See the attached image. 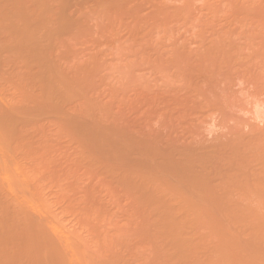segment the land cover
<instances>
[{
	"label": "rangeland",
	"instance_id": "1",
	"mask_svg": "<svg viewBox=\"0 0 264 264\" xmlns=\"http://www.w3.org/2000/svg\"><path fill=\"white\" fill-rule=\"evenodd\" d=\"M262 48L264 0H0V264H264V195L214 171L264 164Z\"/></svg>",
	"mask_w": 264,
	"mask_h": 264
},
{
	"label": "bare ground",
	"instance_id": "2",
	"mask_svg": "<svg viewBox=\"0 0 264 264\" xmlns=\"http://www.w3.org/2000/svg\"><path fill=\"white\" fill-rule=\"evenodd\" d=\"M262 49H264V48H262ZM262 49H261V50H262ZM262 52H263V51H262ZM262 52H261L260 54H262ZM259 56H260V55H259ZM246 57H247V56H245V58H246ZM248 57L251 58V56H248ZM263 57H264V56H263ZM249 58H248V59H249ZM252 58H253V57H252ZM244 60H245V59H243V61H244ZM256 60H257V58H256ZM251 61H252V60H251ZM251 61H250V62H251ZM240 63H241V62H240ZM240 63H239V64H240ZM258 63H259V62H258ZM261 63H262V62H261ZM263 63H264V62H263ZM263 63H262V64H263ZM245 64H246V63H245ZM246 66H247V65H246ZM246 66H244V67H246ZM251 66H252V64L250 65V68H252ZM255 66H256V65H254V67H255ZM260 66L264 67V66L261 65V64H260ZM254 67H253V69H254ZM257 67H259V65H257ZM234 68H235V67H234ZM253 69H252V70L249 69V64H248V68H247V67L244 68V69L242 68L241 71H240V69H239L240 72L237 71V72H238V75H237V76H238V79H239L240 76L242 77V79L240 78L242 81H244V80H243V77H244L245 79H246V78L249 79L248 82H247V81H244V82H245L244 84L249 83V82H252V83H253V87L250 85V83H249L250 86L248 85L250 88L252 87V88L254 89L255 86L258 87V88H256V89H258V90H252V89H250V91L248 90V91L251 93L252 96H249L250 94H249L247 91H246L247 94L245 93L246 96L249 94V95H248V100L251 98V99H250V100H251V104H250L251 107H253V108L255 107L254 109H253V108L250 109L251 107H250L249 105H247V103H246V106L250 107V108H249V109H250V113L252 112V110H257L256 108H257L259 105H260L261 108L264 109V96L261 98L262 93L260 94V98H259V99L257 98V97H259L258 93H260V92H264V90L262 91V89H261V88H264V81H262V78H263V80H264V77H263L264 74L261 73L262 71H261V72H257V71H259V69H257V71H255L256 68H255L254 70H253ZM224 71H225V70H224ZM225 72H226V71H225ZM216 73H217V72H216ZM227 73H228V72H227ZM227 73H226V74H227ZM258 73H259L260 75H259ZM263 73H264V70H263ZM218 74L221 75L222 73H218ZM229 74H230V73H229ZM233 74H234V71H233ZM261 74H262V76H261ZM223 75H224V74H223ZM226 76H227V75H226ZM231 76H232V75H231ZM228 77H229V76H228ZM219 78H220V77H219ZM230 78H231V77H230ZM234 78H235V77H233V79H234ZM220 79H221V78H220ZM226 79H227V78H226ZM228 79H229V78H228ZM235 79H236V78H235ZM240 79H239V80H240ZM218 80H219V79H218ZM231 80H232V79H231ZM208 81H210V80H208ZM223 81H224V80H223ZM236 82H237V81H236ZM238 82H239V81H238ZM240 82H241V81H240ZM218 84H220V82H219ZM222 84H223V83H222ZM227 84H229V83L226 82V85H227ZM254 84H255V85H254ZM261 84H262V85H261ZM224 85H225V83H224ZM261 86H262V87H261ZM244 87H245V86H244ZM244 87H243V88H244ZM249 87H247V88H249ZM224 88H225V87H224ZM247 88H246V89H247ZM225 89H226V88H225ZM251 91H252V92H251ZM257 91H258V92H257ZM243 92H244V90H243ZM233 93H234V92H233ZM240 94H242L243 96H245V94H243L242 92H240ZM234 95H237V94H234ZM263 95H264V94H263ZM232 96H233V95L231 94V98H233ZM246 96L242 98L241 95H238V96H236V97H238V99H236V100L238 101V100H239V97H240V99H244V98H245L246 101H247V97H246ZM234 97H235V96H234ZM249 97H250V98H249ZM252 97L254 98V100L252 99ZM231 98H230V99H231ZM224 99H227V98H224ZM245 99H244V100H245ZM255 99H256V100H255ZM233 100L235 101V99H233ZM233 100H231V101H233ZM250 100H249V102H250ZM226 102H228V99H227ZM238 102H239V101H238ZM238 102H237V103H238ZM249 102H248V103H249ZM233 103H234V102H233ZM253 103H254V104H253ZM241 104H242V105H239V104H238L239 107H242V108L245 107V109H247L246 106H245V102H243V100H241ZM227 105H228V104H227ZM229 106H232V104H230ZM236 106H237V104H236ZM243 106H244V107H243ZM256 106H257V107H256ZM237 107H238V106H237ZM242 108H241V109H242ZM261 110H262V109H261ZM247 111H249V110L247 109ZM262 111H263V110H262ZM245 112H246V111H245ZM253 112H254V111H253ZM246 113H247V112H246ZM256 113H257V112H256ZM250 115H251V114H250ZM252 115H253V113H252ZM252 115H251V116H252ZM255 115H256V114H255ZM258 115H259V113L257 114V116H258ZM263 116H264V112H263ZM253 117H254V115H253ZM253 117H252V118H253ZM259 117H261V116H259ZM254 119H256V118H254ZM263 119H264V118H263ZM261 120H262V118H261ZM257 122H258V121H257ZM262 122H263V121H262ZM249 124H250V123H248V126H249ZM251 125H252V123H251ZM253 125H254V123H253ZM255 125H256V123H255ZM257 125H258V124H257ZM257 125H256V127H257ZM256 127H255V128H256ZM259 128H260V127H259ZM262 129H263V128H261V130H262ZM253 130L255 131L254 128H253ZM256 130H257V129H256ZM258 130H259V129H258ZM258 130H257V131H258ZM261 130H259V131H261ZM254 131H253V132H254ZM249 132H250V131H249ZM253 132H251V133L253 134ZM257 133H258V132H254V136L259 135V134H257ZM259 133H260V132H259ZM262 133H264V131H263ZM262 133L260 134V136L262 135ZM252 134H251V135H252ZM237 135H239V134H237ZM232 136H233V135H232ZM240 136H242V135H240ZM260 136H259V137H260ZM263 136H264V135H263ZM230 137H231V136H230ZM236 137H237V136H236ZM243 137H244V136H243ZM245 137H246V135H245ZM249 137H252V136H249ZM249 137H248V138H249ZM238 138H239V137H238ZM254 138L256 139L257 137H254ZM262 138H263V137H262ZM262 138H261V139H262ZM232 139H233V138H232ZM235 139H236V138H235ZM241 139H242V138H241ZM245 139H247V138H244V140H245ZM255 139H254V140H255ZM257 139L260 140V138H257ZM257 139H256V140H257ZM226 140H227V139H226ZM226 140H225V141H226ZM238 140H239V139H238ZM238 140H237V141H238ZM248 140H249V139H248ZM259 140H258V141H259ZM234 141H236V140H234ZM240 141H242V140H240ZM260 141H261V140H260ZM260 141H259V142H260ZM263 141H264V139H263ZM238 142H239V141H238ZM244 142H245V141H244ZM244 142H243V143H244ZM250 142H252V141H250ZM253 142H254V141H253ZM255 142H256V141H255ZM225 143H226V142H225ZM231 143H232V142H231ZM260 143H262V142H260ZM247 144H248V143H247ZM263 144H264V142H263ZM170 145H171V144H170ZM221 145H223V142H222ZM228 145H229V144H228ZM228 145H227V146H228ZM252 145H253V144H252ZM254 145H255V146H254V147L252 146L253 149L251 148V150H254V149L256 148V145H258V143H257V144H254ZM259 145H260V144H259ZM259 145H258V147H259ZM219 146H220V145H219ZM219 146H218V149L220 148ZM231 146H232V144H231ZM244 146H245V145H244ZM248 146H249V145H248ZM248 146H247V147H248ZM189 147H190V146H189ZM211 147H212V146H211ZM236 147H237V146H236ZM247 147H245V149H246ZM249 147H251V146H249ZM260 147H261V146H260ZM146 148H147V147L145 146V149H146ZM148 148L151 149V147H148ZM170 148H171V147H170ZM213 148L215 149L216 146H213L211 149H213ZM227 148H228V147H227ZM230 148H232V147H230ZM233 148H234V147H233ZM233 148H232V149H233ZM239 148H240V147H239ZM239 148H238V149H239ZM243 148H244V147L242 146V148H240V149H242V152L244 153ZM262 148H263V147H262ZM149 149H148L147 151H149ZM167 149H169V148L167 147ZM180 149H181V148H180ZM214 149H213V150H214ZM221 149H222V148H221ZM235 149H236V148H235ZM235 149H233V152H234ZM257 149L260 150L261 148H257ZM158 150H161V149H158ZM158 150H156V151L158 152V154H160ZM163 150H164V149H163ZM169 150H170V149H169ZM171 150H172V149H171ZM175 150H176V149H175ZM193 150H194V149H193ZM262 150H263V149H262ZM151 151H153V148H152ZM166 151H167V150H166ZM188 151H189V150H188ZM188 151H186V152H188ZM199 151L201 152V149H200ZM203 151H204V150H203ZM220 151H221V150H220ZM229 151H230V149H229ZM229 151H228V152H229ZM231 151H232V150H231ZM231 151L229 152V154H230V153H233V152H231ZM235 151H236V150H235ZM237 151H238V150H237ZM237 151L233 153V155H232L233 157H232V156H229V157L235 158V157H234V154H241V155H240V158H241V156H242V152H241L240 150H239V151H240L241 153H240V152H237ZM247 151H248V150H247ZM249 151H250V150H249ZM260 151H261V150H260ZM263 151H264V150H263ZM175 152H177V151H174V153H175ZM183 152H184V151H183ZM228 152H227V153H228ZM245 152H246V150H245ZM167 153H168V152H167ZM174 153H173V155H174ZM178 153H179V151H178ZM189 153L191 154V152H188V154H189ZM196 153H197V152H196ZM256 153H257V152H256ZM258 153H259V152H258ZM258 153H257V154H258ZM151 154L153 155L154 153H151ZM161 154H162V153H161ZM161 154H160V155H161ZM176 154H177V153H176ZM180 154H181V153H180ZM183 154H184V153H183ZM183 154H182V155H183ZM193 154H195V151H194ZM198 154H199V152H198ZM205 154H206V153H205ZM210 154H211V155H215V154L209 153V155H210ZM221 154H222V151H221ZM221 154H219V155H221ZM229 154H228V155H229ZM252 154H253V153H252ZM254 154H255V153H254ZM257 154H256V156H258V157H257L258 159H257V158H255V159L260 163V160H262V159L259 160V155H261V152H260L258 155H257ZM262 154H263V153H262ZM149 155H150V154H149ZM155 155H157V154L155 153ZM155 155H154V156H155ZM160 155H159V156H160ZM177 155H178V154H177ZM177 155H176L175 157H179V155H178V156H177ZM200 155H201V154H200ZM209 155H208V156H209ZM228 155H227V156H228ZM243 155H244V154H243ZM154 156H151V158L154 157ZM157 156H158V155H157ZM162 156H163V155H162ZM166 156H167V158L169 157L168 155H166ZM186 156H187V155H186ZM189 156H192V155H189ZM195 156H196V155H194L193 157H195ZM198 156H199V155H198ZM198 156H197V157H198ZM201 156H203V154H202ZM208 156L206 155V157H208ZM244 156H245V155H244ZM247 156H248V155H247ZM262 156H264V154H263ZM262 156H260V158H262ZM163 157H164V156H163ZM180 157H181V155H180ZM212 157H213V156H212ZM214 157H215V156H214ZM229 157H227L228 160H231ZM236 157H238V155H236ZM249 157H250V156H249ZM165 158H166V157H165ZM183 158H184V157H183ZM187 158H188V157H187ZM191 158H192V157H191ZM191 158H190V159H191ZM240 158H239V159H240ZM243 158H244V157H243ZM158 159L160 160L161 158H158ZM158 159H156L155 161H157ZM181 159H182V158H181ZM184 159H185V158H184ZM197 159H198V158H197ZM197 159L195 158L196 161H197ZM201 159H202V158H201ZM208 159H209V157H208ZM213 159H215V158H213ZM241 159H242V158H241ZM245 159H246V158H245ZM245 159H244V160H245ZM248 159H249V158H248ZM159 160H158V161H159ZM171 160H172V159H171ZM171 160H170V158H169V159H166V162H167V163L172 162V164H169L170 166L173 165V160H172V161H171ZM175 160H176V159H175ZM179 160H180V159H179ZM191 160H192V159H191ZM199 160H200V159H198L197 162H198V163H202V162H201L202 160H201V161H199ZM205 160H207V159H205ZM226 160H227V159H226ZM232 160H233V159H232ZM232 160H231V161H232ZM249 160H250V159H249ZM249 160H246V161L249 162ZM256 160H254V162H252V161L249 162L250 164H251V163H255V164H257V167H254L253 165H252L253 167L251 166V169H250L251 171H250V172L248 171V170H249L248 168L250 167V165H249V167H246V166H248V164H245V167H244L243 163H246V162H241L242 160H239V161H237V162H235V163L233 162V163H234L233 166H235V167H233V166L231 165V162L227 163L228 166H229V168H228L227 165H226L227 168H226V167H223V165H224V163H225V162H223V165H221V167L225 168V170L222 168V169H223V171L221 170L222 172L220 171L221 168H220L219 170H217L218 168H214L215 163H214L213 165L211 164V166H213L214 171H216L217 173H219V175L221 174V176L223 177V179H225V180L228 179L227 181H231V180H233V179H234L233 182L236 181L235 179H238L239 181L243 180V185H244V184L246 185L247 180H249L250 182H247V184H248V183H249V184L251 183L250 185H251V186L253 185L252 188L255 187V189L252 190L251 186L249 187V184H248V187H246V190H245V191H247V189H248L247 192H249V193L252 192L253 195H254V194H255V195H262V194L264 195V164H263V163H262V164L260 163V164H261V165H260V164H258V163L255 162ZM152 161H154V160L152 159ZM160 161H161V160H160ZM160 161H159V162H160ZM162 161H164V160H162ZM162 161H161V162H162ZM169 161H170V162H169ZM185 161H187V160H185ZM185 161L183 160V162H185ZM193 161H194V160H193ZM211 161H212V160H211ZM214 161H216V160H214ZM223 161H224V160H223ZM235 161H236V160H235ZM263 161H264V157H263ZM159 162H158V163H159ZM164 162H165V161H164ZM177 162H178V161H177ZM177 162H175L174 164H177ZM207 162H209V161H207ZM207 162H205V163H207ZM240 162H241V163H240ZM261 162H262V161H261ZM153 163H154V166H155V168H156V169H155V168H154V169H155L156 171H158L159 169H157L156 165H157L158 168H159V166H160L159 164H162V163H159V164H158L157 162H153ZM153 163H152V164H153ZM156 163H157V164H156ZM181 163H182V162H181ZM195 163H196V162H195ZM205 163H204V164H205ZM210 163H211V162H210ZM220 163H221V162H220ZM233 163H232V164H233ZM155 164H156V165H155ZM165 164H166V163H164L162 167H164ZM185 164H187V163H185ZM207 164H208V163H207ZM207 164H205V165L207 166ZM180 165H181L180 167H182V164H180ZM183 165H184V163H183ZM151 166H152V165H151ZM166 166H167V164H166ZM170 166H169V169H170V170H169V169L167 170V169L165 168V169L167 170L168 173H169V171H170V173H171V169H173V168H174L175 166H177V165L173 166V168H171ZM189 166H190V164H189ZM189 166H188V167H189ZM195 166H196V165H195ZM200 166H202V165H200ZM209 166H210V165H209ZM255 166H256V165H255ZM262 166H263V167H262ZM152 167H153V166H152ZM162 167H161V170H159V173H157L156 171L153 170V172L157 173V174H155V173L152 172V174H154L153 177L150 176L151 173H148L150 179H151V178H152V179H156L155 177H156L158 174H162V173L160 172V171L163 172ZM178 167H179V165H178ZM180 167H179V169H180ZM190 167H191V166H190ZM216 167H219V164H218V166H216ZM230 167H231V168H230ZM186 168H187V167H185V169H184L183 172H182V170H181V169H183V167H182V168L180 169V171H181L180 174H179L180 171L177 170V171H178V175H180L179 177H178V175L175 177L176 180H177L178 183H179V184H178V185H179L178 187H180V186H182V185L185 186V185H187L188 183H190V184L192 183L193 185H194V184L196 185V184L199 183L198 181H200V183H202V185H203V184H204L203 182L205 181V180L202 181L204 176H205L204 179L206 178V180H208V177H209V174H210V173H208V171L210 172V168H211V167H209V170H207V173H208L207 175H208V176H206L205 173H204V172L206 171V169H205V171L202 169V172L204 171V172H203L204 176H201V174H199V173H200V172H199L200 169H199V171H197V172H196V171L193 172V171L196 170V169H194L193 171H191V170L188 169V170L191 172V173H190L189 171H186ZM191 168H192V167H191ZM195 168H196V167H195ZM199 168H202V167H199ZM246 168H247V169H246ZM252 168H254V170H252ZM256 168H257V171H255ZM259 168H260V170H258ZM152 169H153V168H152ZM152 169L150 170V168H149L150 172L152 171ZM177 169H178V168H177ZM226 169H227V170H226ZM149 170H148V171H149ZM174 170H176V169H174ZM174 170H173V171H174ZM197 170H198V169H197ZM212 171H213V170H212ZM214 171H213V172H214ZM218 171H219V172H218ZM165 172H166V171H165ZM186 172H187V173H186ZM216 172H215V174H217ZM168 173H166V176H168ZM170 173H169V174H170ZM176 173H177V172H176ZM176 173H175V174L173 173V175H176ZM211 173H212V172H211ZM213 174H214V173H212V175H213ZM155 175H156V176H155ZM217 175H218V174H217ZM169 176H172V173H171V175H169ZM200 176H201V177H200ZM214 176H215V175H214ZM221 176H216V177L219 178V177H221ZM157 177H158V176H157ZM159 177H160V176H159ZM210 177L212 178L213 176H210ZM224 177H226V178H224ZM235 177H236V178H235ZM238 177H240V179H239ZM163 178H164V177H161L160 179H163ZM168 178H169V179H168ZM168 178H167L168 180H166V177H165V179H164V181H165V180L167 181V183H166V181H165L166 184H170V183L168 182V181H171V180H170V177H168ZM172 178H174V177H172ZM172 178H171V179H172ZM180 178H182V179H180ZM211 178H209V180H211ZM214 178H215V177H213L212 182H210V183H212L213 185H214V183H215V182H213V181H214ZM230 178H232V179H230ZM242 178H244V179H242ZM152 179H151V180H152ZM160 179H159V181H160ZM196 179H197V180H196ZM200 179H201V180H200ZM219 179H220V180H219L220 182H221V180H223V179H221V178H219ZM229 179H230V180H229ZM174 180H175V179H174ZM174 180H173V181H174ZM162 181H163V180H162ZM164 181H163V182H164ZM179 181L181 182L182 185L180 184ZM183 181H184L186 184H185ZM196 181H197V182H196ZM239 181H237L238 183L235 182L234 187H235L236 183L239 185ZM244 181H245V182H244ZM127 182H128V181H127ZM182 182H183V183H182ZM205 182H206V181H205ZM129 183H130V182H129ZM142 183H143V182H142ZM171 183H172V182H171ZM173 183H177V182L175 181V182H173ZM200 183H199V184H200ZM206 183H207V182H206ZM208 183H209V181H208ZM210 183H209V184H210ZM228 183H229V182H228ZM230 183H232V181H231ZM241 183H242V182H241ZM125 184H126V183H125ZM190 184H188V185H190ZM192 184H191V186H189V187H191V191L193 190L192 187H195L194 189L196 190V188L199 189L198 187L201 186V185H199V184H198L199 186H193ZM209 184H208V185H209ZM215 184H216V183H215ZM126 185H127V184H126ZM145 185H146V184H145ZM170 185H173V184H170ZM175 185L177 186V184H175ZM175 185L171 186L172 189H173V187H174ZM188 185H187V186H188ZM206 185H207V184H206ZM206 185H204V186H206ZM210 185H211V184H210ZM243 185L240 184V186H243ZM245 185H244V187H245ZM143 186H144V185H143ZM143 186L141 187V189L144 188ZM176 186L174 187L173 190H175V192L178 193V192H180V189H178ZM204 186H203V189H204ZM214 186H215V185H214ZM231 186H232V185H231ZM128 187H130V185H128ZM167 187H168V185H167ZM212 187H213V186H212ZM212 187H211V189H213ZM232 187H233V186H232ZM168 188H170V187H168ZM181 188H182V191H183V189H184V191H183V195H186L187 193H186V191H185V188H183V187H181ZM201 188H202V187H201ZM205 188H207V187H205ZM209 188H210V186H209ZM242 188H243V187H242ZM176 189H177V190H176ZM186 189H187V188H186ZM188 189H189V188H188ZM211 189H210V190H211ZM237 189H238V188H237ZM195 190H194V191H195ZM199 190H201V189H199ZM206 190H207V189H206ZM206 190H204V191H206ZM255 190H256V191H255ZM258 190H259V191H258ZM139 191H140V188H139ZM143 191H144V193H145L146 189H144ZM171 191H172V190H171ZM171 191H169V192H171ZM182 191H181V192H182ZM237 191H239V189H238ZM243 191H244V190H242V191L240 190V192H243ZM245 191H244V192H245ZM254 191H255V193H254ZM141 192H142V190H141ZM175 192L173 191V192H171V194L173 195ZM181 192H180V195H182ZM187 192H188V190H187ZM189 192H190V191H189ZM195 192H196V191H195ZM197 192L199 193L198 190H197ZM197 192H196V194H197ZM201 192H203V191L201 190ZM201 192H200V193H201ZM208 192H209V191H208ZM259 192H260L261 194H260ZM137 193H138V192H137ZM139 193H140V192H139ZM148 193H149V192H148ZM200 193H199V194H200ZM204 193H205V192H204ZM252 193H251V194H252ZM256 193H257V194H256ZM149 194L151 195V193H149ZM190 194H191V193H190ZM190 194H189V195H190ZM193 194H194V193L192 192L191 195H193ZM243 194H244V193H243ZM142 195H144L143 192H142ZM146 195H148V194L146 193ZM159 195H162V194H159ZM174 195H176V194H174ZM177 195H179V194H177ZM237 195H238V194H237ZM245 195H246V194H245Z\"/></svg>",
	"mask_w": 264,
	"mask_h": 264
}]
</instances>
